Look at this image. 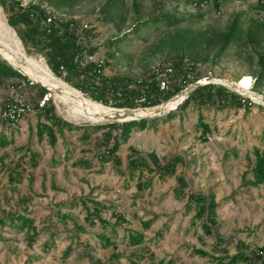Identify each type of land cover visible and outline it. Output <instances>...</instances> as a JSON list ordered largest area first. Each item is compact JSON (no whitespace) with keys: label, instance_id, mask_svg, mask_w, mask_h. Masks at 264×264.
I'll use <instances>...</instances> for the list:
<instances>
[{"label":"rangeland","instance_id":"1","mask_svg":"<svg viewBox=\"0 0 264 264\" xmlns=\"http://www.w3.org/2000/svg\"><path fill=\"white\" fill-rule=\"evenodd\" d=\"M44 1L57 15L89 25L85 47L92 50L94 58L105 63L104 76L122 77L130 82L149 81L154 69L166 66L173 58L190 61L205 56L203 61H193L201 73L200 79L238 82L248 75L250 93L264 98V78L257 76L264 46L248 42L244 32L251 22L264 19V9L257 4L258 0H221L219 11L212 3L198 7L191 0H116L117 5L110 10L102 9L107 0ZM261 2L264 4V0ZM167 13L180 20L168 23L162 18ZM190 14L192 18L188 19ZM236 14L243 28L240 39L219 50L221 33ZM153 17L159 19L152 20ZM140 20L146 23H138ZM182 32L187 33L195 47L187 41H174L173 36ZM210 33L213 39L205 46L207 41L202 40ZM0 42L12 48L22 62L48 71L53 78L91 100L87 93L50 70L43 50L22 44L16 30L8 27L1 6ZM0 60L4 59L0 56ZM5 68L0 61V70ZM45 98L23 77L0 75V106L6 99H13L32 108L19 125L7 128L6 123L0 124V134L13 138V143L0 147V216L21 213L33 219L38 231L36 240L29 245L25 229L0 225V264H126L132 260L138 264H157L161 259L172 260L173 264H224L227 259L216 263L194 252L203 249L222 255L212 246L214 237L204 234L201 219H193L194 207L186 208V197L174 195L178 175L188 182L185 192L212 194L217 202L219 235L224 239L218 247H225L232 254L239 240L250 248L264 244V182L257 186L248 183L252 180L255 150L264 151L263 100L248 111L190 105L171 119L167 118L168 113L146 118L147 122L149 119L155 122L147 123L143 129H131L115 152L121 161L120 170L125 171L132 155L153 153L164 163L180 154L183 160L177 163L173 175L161 176L142 169L140 176L136 171L130 177L119 172L111 160L99 157L105 151L104 133L108 128L90 133L87 140L80 137L82 129H64L63 135L56 131L54 145L46 134L38 139L33 107ZM52 98L58 114L73 124L122 123L86 119L74 113L69 103ZM200 116L212 129L206 140L201 136ZM24 147L39 153L35 167L26 163L28 150ZM23 156L26 157L21 159ZM82 162H87V166ZM2 164L22 170L21 181L10 183ZM139 180L149 184L139 190L136 186ZM90 200L104 204L106 208L99 215L109 224L103 226L98 220L90 224L85 220L86 214L94 211ZM117 215L124 221H118ZM147 220L150 223L145 228L142 222ZM74 223L86 230L75 231ZM128 230L142 233V243L131 245ZM99 234L110 236L114 245L103 247ZM68 247L71 249L65 254ZM115 254L117 258H113Z\"/></svg>","mask_w":264,"mask_h":264},{"label":"trees","instance_id":"2","mask_svg":"<svg viewBox=\"0 0 264 264\" xmlns=\"http://www.w3.org/2000/svg\"><path fill=\"white\" fill-rule=\"evenodd\" d=\"M194 5L200 7L201 5L212 3L214 8L219 11L221 0H191ZM261 0H258V5L264 9V4ZM117 5L116 0H107L103 10H110L111 8ZM0 6L2 7L6 22L8 26L16 30L19 39L25 47L38 48L44 51L46 57V62L50 70L57 76L62 78L64 81L75 87L76 89L87 93L91 100L99 102L106 106L111 107H127V108H136L144 107L146 103H136L134 97L140 94L143 91L148 98H150L151 105H160L163 102L168 101L174 94L178 93L180 90L184 89L188 84L199 80L201 73L198 70L195 60L199 59L201 61L205 60L206 57L202 56L201 58H192L190 61H185L183 57L173 58L167 62L166 66H158L156 69L171 68L169 73L170 77V89L161 92L157 86L156 81V69L151 72L149 75V81L141 80L140 82L134 81L133 88H128L127 83L130 82L128 79L117 76H104L103 68L105 63L98 65L92 61H87L84 66H79L75 61V57L82 55L84 53H91L92 50L86 49L84 38L86 31L84 33V38H79L75 35L73 28L70 26V23L78 24V21L70 18L63 21H52L47 25H43L41 22L44 18V13L39 9L37 5L34 4H24L20 0H0ZM188 19L192 18L193 14ZM162 18H165L168 23H175L176 20L175 14L167 13L163 15ZM152 20H157L159 18L153 17ZM182 19V18H181ZM138 23H146L144 20L139 21ZM136 25V24H135ZM138 27L135 26L134 31H137ZM132 29L128 30L130 32ZM243 32L241 26V19L239 14H236L235 17L230 22L229 26L225 31L221 33L219 50L224 49V47L234 41L237 43L240 39V34ZM245 38L248 42L256 43L258 45L264 46V19H257L250 24L245 29ZM183 34H177L173 36L174 41H187V44L192 46L191 40L187 37L186 32ZM213 33H210V36L206 40L210 43V40L213 39ZM175 45V44H172ZM195 44H193L194 46ZM204 46V48H205ZM195 47V46H194ZM203 48V49H204ZM207 55V54H206ZM264 54L260 56V70L257 74L259 78H264ZM3 65L6 66L5 69L0 70V75H18L25 79L27 83L37 87L40 90L41 96H46V99L43 100L41 105L38 104V101L33 107L36 109V136L38 139H42L44 134L47 135L49 143L54 145L57 140L56 131L59 134L63 135L64 129L71 131L74 129H82L80 135L81 139L87 140L89 134L96 132L98 130L108 128L104 133L105 141V151L100 152V158L103 161H112L115 167L121 173H127L130 177L135 175L136 171H139L138 176L141 175L140 171L145 169L148 172H156L161 176L173 175L176 171L177 163L183 160V157L180 154H177L166 162L161 163L155 154L151 153L147 156L143 155H132L129 158L127 168L122 172L119 168L121 161L120 158L115 154L122 141H125L129 135L131 129H143L148 123L155 122V119H139V120H130L124 121L122 123H105V124H96V125H76L72 122L67 121L61 117L56 109L53 98L49 96V92L43 86L38 84L30 83V81L22 75L19 71L15 70L11 65H9L4 60H0ZM62 67V69L60 68ZM86 76V78H81L80 75ZM256 80V78H255ZM255 83V82H254ZM142 86V87H141ZM142 88V89H141ZM120 89L121 97H117L115 91ZM255 90L254 86L251 88ZM110 97L114 98L112 103L109 102ZM8 101H13V99H6L0 106H2ZM190 105H195L198 108H201L206 105L215 106L217 109L243 108L245 111H248L251 107L255 106V102L250 100L247 97L242 96L239 93L232 91L231 89L216 83H205L196 86L188 95V97L177 107L167 114V118L171 119L176 115L180 110H184ZM258 107L261 108L259 104ZM201 117V116H200ZM200 118L199 126L201 127V136L202 139H207V134L211 132V127L209 124L201 121ZM6 123L7 128H12L11 123H7L2 117H0V124ZM19 125V124H17ZM15 125V126H17ZM112 129H115V133L112 132ZM13 143V138H6L4 133L0 134V147L4 148L8 144ZM110 145V146H109ZM23 149L28 150V163L29 166L35 167L37 165V159L39 153L32 151L29 147H24ZM235 154V153H234ZM255 159L254 164L251 168L252 180L248 183L257 186L264 182V151L260 152L255 150ZM26 156H23L24 159ZM2 163V160H1ZM87 166V162H82ZM2 166L7 170V177L10 183H19L22 179L23 171H17L16 167H9L2 164ZM19 167V166H18ZM177 186L174 187V195L177 198L186 197V208L194 207L193 219H201V227L205 235H211L214 237V244L212 245L216 252H219L222 255L210 254L209 252L203 249H195L194 252L202 257H209L216 263L224 264H264V244L261 246H254L250 248L248 244L244 241L239 240L236 245V250L232 254H228V249L225 247H218L217 245L221 242H224V239L219 235V222L216 215L217 202L215 201L212 194H205L203 192H185V189L188 187V182L182 175H178ZM149 182L142 183L140 180L136 182V186L139 190L148 185ZM55 187V186H54ZM93 204L94 211L88 212L85 216V220L90 224H94L95 220H98L106 226L109 224L108 221L103 220L99 215V212L106 208L104 204L90 200ZM62 217H69L64 215ZM118 221H124L122 216L117 215ZM64 220V219H62ZM193 221V220H192ZM117 223V222H116ZM149 220L142 222V225L147 228L149 226ZM0 225H8L10 227H17L21 230L25 229V237L29 245L33 244L38 235V231L33 225V219L26 217L25 215L17 212H8L4 216H0ZM75 231H85L83 225L74 223ZM112 232L115 233L114 230ZM128 241L131 245H139L143 241V234L138 231L128 230ZM112 234V236L114 235ZM100 240L103 247H108L114 245L110 236L99 234ZM249 248V249H248ZM71 247H68L65 254L70 251ZM136 257H142L140 254H134ZM115 254L113 258H117ZM31 259V256H29ZM91 264V263H89ZM126 264H138L137 261L132 260ZM157 264H173L172 260H159Z\"/></svg>","mask_w":264,"mask_h":264},{"label":"bare ground","instance_id":"3","mask_svg":"<svg viewBox=\"0 0 264 264\" xmlns=\"http://www.w3.org/2000/svg\"><path fill=\"white\" fill-rule=\"evenodd\" d=\"M10 27V26H8ZM0 56L5 59L8 63L14 65L20 69L23 73L27 74L32 80L40 82L47 86L53 96L59 101L69 103L72 106L74 113L79 114L86 119L91 120H118L122 121L125 119H138L143 116H153L156 114L165 113L173 109L180 101H182L189 89L185 88L181 93L175 95L161 106L157 108H137L132 111L125 109H110L103 107L99 102H95L83 97L77 90L72 89L63 82L56 80L52 75L45 70H38L33 68L26 63L22 62L18 57L17 53L8 45L0 42ZM204 80V79H202ZM224 83H229L223 81ZM239 86L244 90L245 94H250L251 78L248 75H244L238 81ZM251 95V94H250ZM256 101L261 100L260 97L252 96Z\"/></svg>","mask_w":264,"mask_h":264},{"label":"built area","instance_id":"4","mask_svg":"<svg viewBox=\"0 0 264 264\" xmlns=\"http://www.w3.org/2000/svg\"><path fill=\"white\" fill-rule=\"evenodd\" d=\"M24 4H34L39 7L40 10L44 13V18L42 20L43 25H47L52 21H63L68 20L70 18H67L66 16L57 15L54 13L53 9L44 1V0H20ZM70 26L73 28V31L75 35L79 38H84V33L89 28V25L87 23H80L74 24L73 22L70 23ZM74 61L79 66H84L87 61H92L94 63H97L98 65L103 64V60L96 59L94 56L90 53H84L82 55H77L74 59ZM62 69V67H60ZM104 70V68H103ZM103 72V71H102ZM171 72V68H163V69H156V81L157 86L161 92L169 90L170 89V77L169 73ZM81 78H86L84 75H80ZM139 82V81H138ZM128 88H133V83L129 82L127 83ZM142 87V86H141ZM142 89V88H141ZM115 94L117 97H121V91L120 89L115 91ZM46 97V96H45ZM46 99V98H45ZM42 99V103H43ZM114 101L113 97H110L109 102L112 103ZM134 101L136 103H146V106L144 107H136V108H149V107H155L157 105H151L150 98L141 91L140 94L136 95L134 97ZM41 103V104H42ZM165 103V102H163ZM161 103L160 105H162ZM40 104V105H41ZM111 107V106H110ZM121 108V107H120ZM32 108L30 106L21 104L15 100L8 101L2 106L0 110V117H2L7 123H11L13 126L17 125L24 119V117L30 112Z\"/></svg>","mask_w":264,"mask_h":264},{"label":"water","instance_id":"5","mask_svg":"<svg viewBox=\"0 0 264 264\" xmlns=\"http://www.w3.org/2000/svg\"><path fill=\"white\" fill-rule=\"evenodd\" d=\"M5 60V59H4ZM6 61V60H5ZM7 62V61H6ZM8 63V62H7ZM9 65H11L15 70H17V71H19L22 75H24L25 77H27V79L28 80H30L32 83H35V84H38V85H40V86H43L44 88H46L47 90H48V92H49V95L52 93V91L47 87V86H45L44 84H41L40 82H37V81H34V80H32L29 76H27V74H25V73H23L20 69H18L17 67H15L14 65H12V64H10V63H8ZM223 81H227V82H229V83H224ZM205 83H216V84H220V85H223V86H225V87H227V88H229V89H231L232 91H234V92H236V93H239V94H241L242 96H244V97H247V98H249L250 100H252L253 102H255V103H259L260 104V102H256V100H254L251 96H249L250 94L252 95V96H256V97H260V95H256V94H254V93H250V94H245L243 91V89L239 86V84H238V82H235V81H228V80H219V79H204V80H202V79H199V80H196L195 82H193V83H190V84H188L185 88H188L189 89V91H188V93H187V95H186V97L182 100V101H180L178 104H180V103H182L187 97H188V95H189V93L196 87V86H198V85H201V84H205ZM184 88V89H185ZM184 89H182V90H180L179 91V93H181ZM178 93V94H179ZM51 96V95H50ZM261 98V100H263V102H264V98H262V97H260ZM171 99V98H170ZM101 104V103H100ZM177 104V105H178ZM103 107H105V108H110V109H125V110H130V111H132V110H134V109H137V108H127V107H121V108H118V107H110V106H106V105H103V104H101ZM177 105L173 108V109H171V110H169V111H167V112H165V113H169V112H171V111H173L176 107H177ZM163 114V113H162ZM162 114H156V115H153V116H143V117H141V118H138V119H125V120H122L121 122H124V121H130V120H139V119H146V118H153V117H157V116H159V115H162Z\"/></svg>","mask_w":264,"mask_h":264}]
</instances>
